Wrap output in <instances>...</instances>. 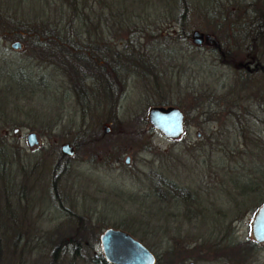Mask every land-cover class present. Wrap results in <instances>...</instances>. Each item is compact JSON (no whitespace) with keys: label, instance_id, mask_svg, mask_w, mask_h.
Instances as JSON below:
<instances>
[{"label":"rangeland","instance_id":"374dc122","mask_svg":"<svg viewBox=\"0 0 264 264\" xmlns=\"http://www.w3.org/2000/svg\"><path fill=\"white\" fill-rule=\"evenodd\" d=\"M173 1L74 0L73 26L79 39L121 48L128 38L146 50L158 73L161 83L157 84L151 75L145 84L130 74L115 111L106 106L100 91L91 97L89 109H82L64 72L27 56L23 44L13 48L10 40L0 38V135L12 153L3 174L6 194L0 185V207L6 197L17 224L13 229L18 228L24 234L21 238L28 239L30 250L24 264L48 261L54 243L47 235L55 231L85 238L77 255L69 253V246L65 251L57 248L55 264H89L87 257L100 252L99 233L109 225L127 230L155 254L170 245L183 249L212 241L221 234L222 226L229 227L231 236L250 237V219L264 198V168L259 170L257 192L237 195L231 177L244 169L247 160L264 162V109L255 106L251 115L236 113L234 117L240 120L249 118L244 127L240 120L233 121L223 113L202 125L191 110L178 106L184 113V131L175 139L164 137L145 119L147 107L159 104L157 92H164L167 104L186 103L204 88L218 89L219 84L227 83L231 72L206 43L194 44L189 37L192 29L207 32L197 18L202 5L207 7L210 0H190L191 21L181 25L173 18L178 11ZM67 2L0 0V12L47 21L64 32L71 14ZM61 8L66 14L59 13ZM260 102L264 107V101ZM113 116L118 123L111 131ZM103 122L109 125L107 132L101 127ZM83 128L99 130L95 141H105L102 150L90 158L87 147L78 143L77 149L72 146V155L59 158L60 144ZM28 130L35 132L38 144H26ZM135 130L138 135L128 140ZM250 139L257 140L251 145ZM236 152L243 157L242 166L235 162ZM157 174L192 192L190 211L184 200L154 193ZM240 209V214L230 213ZM70 211L82 220L77 222ZM2 212L0 217H6V211ZM8 224H4L6 232ZM258 244V257L263 260L264 241ZM190 261L216 264L202 259H186L185 264Z\"/></svg>","mask_w":264,"mask_h":264},{"label":"trees","instance_id":"16d2710c","mask_svg":"<svg viewBox=\"0 0 264 264\" xmlns=\"http://www.w3.org/2000/svg\"><path fill=\"white\" fill-rule=\"evenodd\" d=\"M200 1L202 3L203 0ZM173 2L178 9L173 18L180 25L184 22L189 23L192 5L190 0H174ZM67 3L71 14L65 22L64 32L58 26L48 24L47 21L18 18L0 12V38L10 40L9 42L18 40L20 44H23V50L27 56L36 57L64 72L77 100L81 101L82 109L88 110L91 97L100 91L103 102L115 111L130 74L139 76L145 84H148L150 75L155 84L161 83L159 79L157 80L158 73L154 70L146 50L138 48L128 38L121 48L103 42L79 39L77 30L73 26L74 0H68ZM201 9L202 14L200 18H197L199 25L203 30L213 34L217 40V45L206 44L220 63L231 68L229 80L227 83L219 84L218 89L204 88L203 91L194 93L186 99V103L176 100L174 104L183 107L184 111L191 110L197 122L202 125L216 120L217 115L221 113L233 121L234 119L239 121V116L234 117L236 113L251 115L252 108L254 109L255 106L264 109L260 106L262 103L260 101H264V0H224L223 2L210 0L209 5L205 8L202 5ZM59 13L66 14V10L61 8ZM183 36L186 37L187 34ZM186 50L190 51L189 45ZM157 93L159 99L157 103L167 104L164 92ZM240 121L244 127L249 124L248 117ZM110 123L112 131L118 123L117 118L115 116L110 118ZM98 134H100L99 130L91 131L83 128L75 132L68 142L74 149L80 146L78 143L84 144L91 158L98 153L97 151L100 152L102 145L105 144V141L96 144L95 139ZM137 135L138 131H132L127 139ZM256 140H251L250 144ZM98 145L100 148L96 149L95 146ZM11 155L10 146L4 141L3 135H0V185L4 194L8 186L3 174L7 166H10ZM63 156L70 155L60 151L58 157ZM242 159L243 157L238 153L235 159L236 164H243ZM248 161L241 165L245 170L230 176L231 187L236 189L237 195L257 192L261 186L259 170L264 168V162L259 164ZM221 173L225 174L223 171ZM225 175L229 177V173ZM156 177L153 191L157 196L159 194L160 198H163L165 193L177 197L178 200H184L187 209L191 210L190 207L194 201L192 192L178 187L162 175L157 174ZM3 198L0 213L5 210L7 215L0 217V264H24L28 260L30 250L28 239L26 236L21 238L24 234L18 228L13 229V226L17 225L15 216L7 198ZM240 211L241 209L230 213L240 214ZM69 213L71 217L77 219V222L82 220L81 215L71 211ZM221 215L227 216L224 210L221 211ZM6 221L10 222L7 232L4 225ZM223 229L222 226L221 234L209 242H198L185 246L183 249L167 246L160 254H155V264H185L186 259L215 261L216 264H264V259L261 260L258 257V243L261 242L254 241L251 236L244 238L231 236L228 234L229 227ZM47 240L50 243L53 242L54 247L45 264H55L57 248L65 251V248L69 246V253L77 255L85 246L84 235L70 234V232L64 236L55 231L53 235H47ZM87 259L89 264H111L101 252H93ZM38 261L39 264L42 263L41 260Z\"/></svg>","mask_w":264,"mask_h":264},{"label":"water","instance_id":"95a60500","mask_svg":"<svg viewBox=\"0 0 264 264\" xmlns=\"http://www.w3.org/2000/svg\"><path fill=\"white\" fill-rule=\"evenodd\" d=\"M194 44L213 43L217 45L216 38L209 32L192 29L189 34ZM9 46L17 48L20 46L18 40L9 42ZM145 119L147 124L158 130L164 137L175 139L184 131V113L173 104H152L146 109ZM104 132L109 130V125L101 123ZM17 131V127L13 128ZM28 146L38 144L36 134L28 130L24 134ZM59 149L65 155L73 154V147L68 141L60 144ZM127 157L125 158V161ZM250 236L256 242L264 241V200L255 208L250 219ZM100 252L111 264H155L156 255L138 238L134 237L127 230L116 226H106L98 235ZM189 264H192L190 261Z\"/></svg>","mask_w":264,"mask_h":264}]
</instances>
